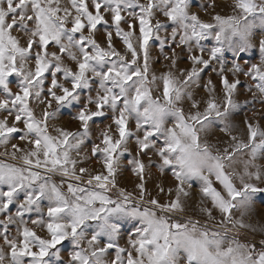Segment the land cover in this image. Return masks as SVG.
Segmentation results:
<instances>
[{
	"label": "snow or ice",
	"instance_id": "1",
	"mask_svg": "<svg viewBox=\"0 0 264 264\" xmlns=\"http://www.w3.org/2000/svg\"><path fill=\"white\" fill-rule=\"evenodd\" d=\"M236 6L244 14L255 13V0H239ZM188 7L189 0H0V145L12 149L6 153L9 158L0 157V264H44L50 251L68 240L78 248L83 239L80 229L88 221L98 222L107 239L89 233V249L77 250L71 257L73 264H105L106 258L110 264H264V223L249 222L255 198L264 194V184L253 182V177L256 181L264 179V171L255 164L257 154L264 153V39L258 43V62L221 63L213 69L218 83L210 79L203 85L209 91L203 107L193 101L185 114L175 105L183 96L190 97L187 89L208 69L221 48L212 49L207 58L189 57L191 67L184 70L183 87L174 77L162 76V97L153 101L148 81L149 46L161 27L156 17L163 14L167 20L181 23L185 30L182 42L198 40L211 27L198 24L195 16L189 19ZM261 18L264 21V9ZM214 19L220 26L218 41L230 33L239 38L240 52L251 47L249 26L241 19ZM97 33H102L103 39ZM118 41L129 53L127 60L115 47ZM53 46L60 57L79 62L67 74L72 87L63 89L62 95L50 90L46 95L51 100L56 104L68 101L82 83H87L91 72L101 84L103 103L96 104L92 113L80 110V122L102 121L101 113L109 106L119 111L112 124L118 129L117 138L103 135L98 148L92 150L94 156L103 157L102 171L88 175L86 181L94 187L69 184L71 201L42 175L56 169L70 174L69 165H75L70 157L71 137L65 136L58 143L43 134L29 112L31 94L27 87L15 92L3 90L7 81L22 75L18 57L36 49L46 58ZM32 59L36 61L35 73L25 80L34 83L53 67L59 75L58 66L36 56ZM241 76L248 80L242 81ZM49 83L56 87L51 76ZM245 85L253 94L240 100L237 97ZM217 88L219 97L212 95ZM257 103L260 109L255 107ZM248 104L252 105L251 115L245 112L238 124L233 123ZM130 114L135 116L137 128L143 129L134 145L138 151L128 161L137 178V199L120 189L119 199L112 200L107 193L117 183L119 162L128 159ZM44 115L47 119L48 113ZM170 119L175 120L174 125L165 128ZM217 121L221 131L231 133L241 127L242 134L231 136L230 146L214 154L199 133ZM17 140L21 143H15ZM25 143H30V150H24ZM61 147L69 151H61ZM18 153L22 155L17 157ZM150 153L158 158L157 164H152ZM241 156L244 159L238 160ZM17 159L20 163L14 162ZM233 163L243 165L239 186L229 171ZM149 167H155L161 177L150 196ZM253 168L256 170L249 171ZM85 175L81 166L80 176ZM190 187L197 189L200 202L210 205L201 207L197 216L188 214ZM45 197L51 203L41 212L40 202ZM97 203L98 209L86 207ZM66 215L74 218L72 223L61 222ZM120 215L135 219L139 225L122 237L110 219ZM36 227L44 230L46 238L35 231Z\"/></svg>",
	"mask_w": 264,
	"mask_h": 264
},
{
	"label": "clouds",
	"instance_id": "2",
	"mask_svg": "<svg viewBox=\"0 0 264 264\" xmlns=\"http://www.w3.org/2000/svg\"><path fill=\"white\" fill-rule=\"evenodd\" d=\"M64 2V0H62ZM239 0H189V7L187 14L189 19L195 16L197 17L198 24H208L211 27L203 32V35L198 40H184L182 42V37L184 36V28L181 23L176 21H169L166 17L161 14L156 17V20L161 25L159 31L153 38V42L150 44V72L148 74L149 86L151 88L150 99L155 101L157 98L162 97L161 77L168 74L176 79L178 84L184 86V70L191 67V62L189 57L202 56L207 58L214 48H221L222 51L218 53L217 57L210 62V66L206 71H203L202 76L194 81L187 91L189 95L183 96L180 100L176 102L175 107L185 114L188 113L193 101L200 104L203 107V102L205 98L209 96V91H206L203 85L206 84L210 79L213 83H218L215 77H213V69H218L219 65L223 63L224 65L230 66L233 63L246 64L249 62H258L259 48L258 43L260 40L264 39V21L261 18V9H264V0H255V13L254 14H244L239 8H237V3ZM207 5V7H205ZM237 17L241 19L242 24L249 26L248 40L251 47L247 48L244 52L239 51L240 40L236 36H231L230 33L225 34V38L218 41L216 34L219 31V24L214 17ZM184 23H187L185 21ZM126 27V26H124ZM175 34V35H174ZM89 36L88 33L84 34ZM100 39H103L102 33H97ZM32 39L31 36L27 37ZM135 42V41H134ZM116 49L120 51V54L127 60L129 58V53L124 48L121 42L116 43ZM55 54V59L53 58ZM36 56L39 59L45 61L46 64L56 65L60 68L59 75L56 74V68H51L50 71H46L44 75L31 82L30 80H25L24 77H33L35 73L36 61L32 59ZM258 56V59L256 58ZM18 67L21 70L22 75L20 77H15L11 81H7L4 86V91L15 92L22 87H27L31 94V103L29 105V112L32 114V118L37 121L41 127V130L45 136L51 137L61 143L65 136H70L69 148L71 160L75 162V165H69V175L62 174L60 169L55 171H43L42 175L45 179H50L52 183L64 194L66 198L70 201L73 199L68 191V185L73 183H80L82 187L86 189L93 188L94 185H88L86 183L88 175H93L96 172L102 171L103 157L96 155L94 156L93 148H98L97 142L100 141L101 136L107 135L113 139L117 138L118 129L113 127V119L116 115H119V111H113L111 106L106 107L101 113L104 119L93 121L91 124L84 122L81 123L79 120V111L82 110L85 113H92L95 105L98 103H103L101 99V84L97 80L96 76L91 72L87 75V83L81 84L79 90L75 92V95L68 101L56 104L50 99L49 95H46L50 90L56 95H62L63 89L72 87V80L68 79V73L73 70L75 65L79 62L77 60L69 59L68 57H60V54L55 51V46L48 49L45 58V53L33 49L31 53H26L23 57H18ZM107 63V62H106ZM7 64V62H6ZM99 71V68H97ZM225 75L228 73L225 72ZM49 76L56 82V87L52 88L49 83ZM155 78V79H153ZM242 81H247L248 78L241 76ZM94 81H96L94 83ZM11 84L12 87L8 88L7 85ZM240 92H244L246 98H250L253 93H250L247 89L241 88ZM134 94V93H133ZM250 94V97H249ZM219 97V89L217 88L215 92L212 93ZM241 96V95H240ZM240 96L237 98L240 99ZM241 100V99H240ZM81 104L83 108L81 109ZM51 105V107H49ZM48 113L47 119L44 113ZM127 119L131 124L129 129L130 138L126 139V147L128 153L127 160H120L119 162V174L117 176V183L114 187H110L107 195L112 200L119 199V190L126 189L128 192L133 193V200L137 199L135 195L134 184L136 183V176L131 171V165L128 163L129 160L135 156L138 148L134 147L137 140L140 138L138 133L142 134L143 129H139L136 126V119L134 115H127ZM239 117L233 119V123L238 124ZM175 123L174 119H170L165 122V128L172 127ZM200 136L202 141L207 142L212 146L213 153L223 152L225 147L230 146L231 136L241 135L242 128L236 127L231 133H225L221 131L219 126V121L216 122L211 128L200 131ZM158 139L162 140L163 137L160 136ZM15 143H21L17 140ZM24 150H30V143H25L23 145ZM69 148L61 147V151H69ZM12 149L10 145H0V157L9 158L6 153H11ZM22 155L18 153L17 157ZM152 157V164H157L158 158L149 154ZM238 160L244 159V157H237ZM147 162V158H145ZM15 163H20L17 159ZM255 164L259 167L261 171H264V153H258L255 158ZM84 167L87 175L80 176V167ZM74 168V171H73ZM256 169H249V171H255ZM149 177H148V193L147 195L155 194L154 185L160 180V174L155 167H149ZM230 172L234 173V182L237 186L240 184V174L243 172V165L241 163H233L232 167L229 169ZM247 179V177H245ZM171 183L169 179L167 181ZM253 182H258L264 184V179L256 181L253 177ZM191 196L187 200L188 214L193 216L199 215V209L201 207H210L208 202H200L197 189L195 187H190ZM264 198V197H261ZM51 203L48 197H45L40 202V211H45V205ZM88 209H98L100 205L97 203L95 205L86 206ZM73 217L66 215V217L61 221L65 224H70L73 222ZM111 222L116 223L119 227V235L125 236L128 232L134 231L135 227H138V222L128 216L120 215L110 217ZM135 226V227H134ZM15 231V229H13ZM37 231L42 237L46 238V233L40 227H36ZM83 233V239L80 240L79 246L74 247L73 241L68 240L62 246L57 247L55 250L50 251L48 258L45 260L44 264H73L71 259L72 255L77 251H87L89 249V233H96L99 237L107 239L106 236L100 231V226L98 222L88 221L80 229ZM3 244L0 242V247ZM35 247V244H33ZM30 264V262H28ZM105 264H110L109 260L105 259Z\"/></svg>",
	"mask_w": 264,
	"mask_h": 264
},
{
	"label": "rangeland",
	"instance_id": "3",
	"mask_svg": "<svg viewBox=\"0 0 264 264\" xmlns=\"http://www.w3.org/2000/svg\"><path fill=\"white\" fill-rule=\"evenodd\" d=\"M258 59V56L256 57ZM243 89H246V85L242 87ZM250 97V94H249ZM241 100L246 99L244 92H241V96H240ZM252 105L248 104L246 106H244L243 110L239 112V119H242L243 116L245 115V112H248L249 115H251L250 109H251ZM255 107L257 109H260V105L257 103L255 105ZM262 125H264V121H261ZM264 194L258 195L255 198V204H254V211L250 216L249 222L250 223H264ZM251 238V237H249ZM259 238V237H257Z\"/></svg>",
	"mask_w": 264,
	"mask_h": 264
}]
</instances>
